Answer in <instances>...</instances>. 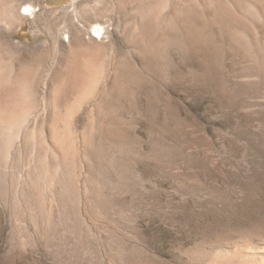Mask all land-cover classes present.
I'll use <instances>...</instances> for the list:
<instances>
[{"label":"rangeland","instance_id":"rangeland-1","mask_svg":"<svg viewBox=\"0 0 264 264\" xmlns=\"http://www.w3.org/2000/svg\"><path fill=\"white\" fill-rule=\"evenodd\" d=\"M114 1L0 0V264H239L213 252L264 218V0H143L140 29Z\"/></svg>","mask_w":264,"mask_h":264},{"label":"bare ground","instance_id":"bare-ground-1","mask_svg":"<svg viewBox=\"0 0 264 264\" xmlns=\"http://www.w3.org/2000/svg\"><path fill=\"white\" fill-rule=\"evenodd\" d=\"M121 2H122V0H115L114 1V4H115V6L117 8L121 9L122 8V7H120L121 6ZM138 2H139V5H138V10H137V15H136L138 22L136 24H138V28L140 29V28H142V22H143L142 21V17L144 15V9H143V0H138ZM150 9H152V8H150ZM34 11H35V5L34 4H32V3H25L23 5V12H22V14L32 15L34 13ZM95 12H96L97 15H100V16L102 15V10L95 11ZM91 29H92V31L94 33L99 34V33L103 32L104 26H103V24L97 22V23L91 25ZM92 37H97V36L96 35H93ZM10 73H11V71H10ZM7 77H9V76H7ZM15 79L17 80V78L14 77V80ZM16 83H18V82H16ZM8 84H10V83H8ZM21 84H23V83H21ZM11 85H13V84L11 83ZM27 91H28V89H27ZM22 114H24V111L23 110H21V112H19V113L10 114L8 116V118H6V119L3 120V122H5V123H3V122H1L3 124L0 123V130L2 128L4 129L5 126H7V128H9V130H10V127L11 126H14V125L17 124V122H18V120H19V118L21 117ZM245 229H248V228H245ZM234 234H236V233H234ZM224 239H225V237H224ZM227 239H228V237H227ZM223 241H225V240H223ZM212 247H214V246H212ZM216 247L218 248V250L214 251L215 253L213 252V254H214V257L213 258L220 259L219 261L223 260L224 262H227V263L228 262H234V263H239V264H264V218L262 220H260V222H258L252 228H249L248 230L241 231L238 234V236H236V238H234L233 240L229 241V239H228V241H225V244H217V246H215V249H216ZM196 252H195V254H196ZM205 252H206V250H205ZM203 255H204V253H203ZM207 255H208V253H207ZM211 256H212V254H211ZM206 258H207V256H206ZM212 260H214V259H212Z\"/></svg>","mask_w":264,"mask_h":264},{"label":"crops","instance_id":"crops-1","mask_svg":"<svg viewBox=\"0 0 264 264\" xmlns=\"http://www.w3.org/2000/svg\"><path fill=\"white\" fill-rule=\"evenodd\" d=\"M47 7H60L65 5L69 0H39Z\"/></svg>","mask_w":264,"mask_h":264}]
</instances>
